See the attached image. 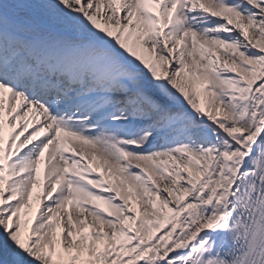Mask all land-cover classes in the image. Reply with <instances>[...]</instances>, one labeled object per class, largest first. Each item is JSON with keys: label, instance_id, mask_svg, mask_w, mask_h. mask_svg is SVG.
<instances>
[{"label": "snow or ice", "instance_id": "snow-or-ice-1", "mask_svg": "<svg viewBox=\"0 0 264 264\" xmlns=\"http://www.w3.org/2000/svg\"><path fill=\"white\" fill-rule=\"evenodd\" d=\"M0 264H264V0H0Z\"/></svg>", "mask_w": 264, "mask_h": 264}]
</instances>
